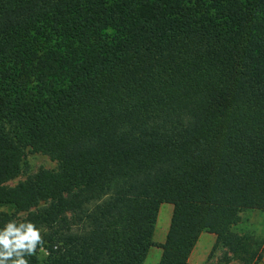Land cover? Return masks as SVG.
<instances>
[{"label": "trees", "instance_id": "trees-1", "mask_svg": "<svg viewBox=\"0 0 264 264\" xmlns=\"http://www.w3.org/2000/svg\"><path fill=\"white\" fill-rule=\"evenodd\" d=\"M58 161L16 185L26 148ZM190 264L207 231L264 210V0H0V229L34 222L29 264ZM2 247V246H0Z\"/></svg>", "mask_w": 264, "mask_h": 264}, {"label": "rangeland", "instance_id": "rangeland-1", "mask_svg": "<svg viewBox=\"0 0 264 264\" xmlns=\"http://www.w3.org/2000/svg\"><path fill=\"white\" fill-rule=\"evenodd\" d=\"M42 167L57 170L59 164L58 161L51 156L42 152H36L28 147L25 150L21 174L8 184L16 185L20 181L35 174ZM172 212V204L163 203L160 206L154 233L156 245L151 247L144 264L159 263L162 249L158 244L165 241L171 222ZM241 215V221L233 226L232 230L239 234H252L263 242V257L256 264H264V210L249 209L243 211ZM216 241L217 237L214 233L207 231L203 232L191 253L190 264H242L226 245H216ZM41 254H44V252L41 251Z\"/></svg>", "mask_w": 264, "mask_h": 264}, {"label": "clouds", "instance_id": "clouds-1", "mask_svg": "<svg viewBox=\"0 0 264 264\" xmlns=\"http://www.w3.org/2000/svg\"><path fill=\"white\" fill-rule=\"evenodd\" d=\"M42 230L34 222L9 220L0 229V264H29L37 250L46 251Z\"/></svg>", "mask_w": 264, "mask_h": 264}, {"label": "crops", "instance_id": "crops-1", "mask_svg": "<svg viewBox=\"0 0 264 264\" xmlns=\"http://www.w3.org/2000/svg\"><path fill=\"white\" fill-rule=\"evenodd\" d=\"M190 259H191V257H190ZM190 259H189V261H190Z\"/></svg>", "mask_w": 264, "mask_h": 264}]
</instances>
